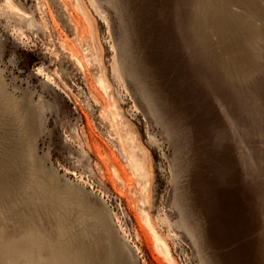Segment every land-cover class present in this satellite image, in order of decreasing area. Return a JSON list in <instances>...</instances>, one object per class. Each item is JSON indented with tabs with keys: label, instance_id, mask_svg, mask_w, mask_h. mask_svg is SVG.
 <instances>
[{
	"label": "rangeland",
	"instance_id": "rangeland-1",
	"mask_svg": "<svg viewBox=\"0 0 264 264\" xmlns=\"http://www.w3.org/2000/svg\"><path fill=\"white\" fill-rule=\"evenodd\" d=\"M0 264H264V0H0Z\"/></svg>",
	"mask_w": 264,
	"mask_h": 264
}]
</instances>
